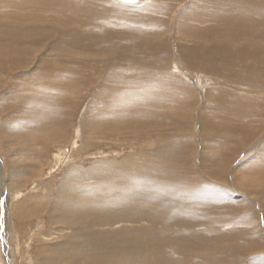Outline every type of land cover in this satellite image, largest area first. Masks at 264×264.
I'll list each match as a JSON object with an SVG mask.
<instances>
[{"label":"bare ground","instance_id":"obj_1","mask_svg":"<svg viewBox=\"0 0 264 264\" xmlns=\"http://www.w3.org/2000/svg\"><path fill=\"white\" fill-rule=\"evenodd\" d=\"M114 1L130 7L146 1L143 7H137L140 9L139 11H143L144 7L150 8L156 6L157 3V7H160L163 0H135L136 2L133 3ZM211 1L215 2L217 6L214 7L215 5L212 4L213 8L207 9L208 11L204 9L205 15L204 12H192L189 18V20L196 22L218 18L222 21V23L216 24L219 26L218 29L210 27L204 33L202 32L206 36L202 44L190 45L181 52H177L174 41L171 39L151 42L155 48L167 49L168 51L162 56V53L150 47H148L150 52L137 50V56H132L134 61L120 57L122 67L121 64H117V66L109 61L110 58H113L109 55L113 50L112 48L120 47L115 44L112 47L109 46L108 40L112 37L108 26L112 20L107 21L105 19L117 18L114 12L117 7L130 11H134L132 10L134 8L122 7L111 0H105L104 7H95L86 3L80 13L75 15L69 6H60L58 0H0V6H3L0 10L2 14L0 16V31L3 32V40L0 41V64L12 71L19 70V73L27 75V78H32V76L41 78L43 75L48 81L45 83L43 80L41 84H45L43 88L47 90H41V87L40 90L46 92L50 97L54 91L58 92L60 97L63 96L60 101L58 98L59 104L55 107V114L58 117L56 122L58 125L63 122L62 125H66L67 130L72 129L73 137L71 138L73 140L68 139L69 136H67L65 142L75 145L81 131L83 133L81 138L88 145H92L93 142H104V144L109 142L130 147L143 145L139 152L141 156L146 158L145 163L138 162L137 159H140V155L134 153L135 155H127L122 161L117 158L112 160L104 157L100 162H96L88 168L84 167L83 164L80 165V163H71L67 166L64 174L69 191L64 192L65 195L63 193L58 204L56 203L57 209L53 217L50 214L51 220L53 218L55 223H68L67 230L69 231L67 232L69 234L66 238L64 237L65 242L59 243L55 250L61 251L64 244L68 249L63 252L64 254L61 252L65 248L60 254H57V262L60 261L62 264H245L248 261L246 264H264V222H256L255 224L253 222L259 213L255 209L256 202L261 208L264 219V163L257 165L256 163L259 161L255 160L256 163L251 170L246 171V167L243 170H237L236 175L233 174L235 175V184L240 188L238 189L244 191L249 198L254 197L258 200L253 201V208L247 201L239 203V200L235 199L234 195L229 193L224 185L226 182L229 184L228 180L230 179L226 176L228 172L225 174L226 169H224V164L227 165V163L222 162L220 164V162L216 163L215 160L214 162L210 161L211 165H207V160L210 158L203 159L201 166H199L202 171L205 169V174L208 177H215L222 183V185L220 183L207 184L205 178L199 175L201 170L198 169V173L195 171L196 161L193 157L195 154L193 147L188 152H183L180 148L176 152H172V156H170V149L160 146L171 140L169 137L172 132L186 133V124L181 122L179 117L181 113L179 114L178 110L171 111V107L170 110H166L164 115H159L155 111V107L152 106L155 103H158L157 107L160 106V103L171 106L175 101L172 102L169 94L179 96L185 90L190 91V93L189 99L184 103L190 102L192 104V99L189 97L192 91L182 83L181 76L196 75V86H198L200 82H203L202 79L209 75L215 76L227 72V74L229 73L228 78L238 76V80L246 84L250 80L251 84L248 85L251 92L258 93L264 99V47L260 48V45L246 42L236 53L232 51L230 44L231 41L238 40L239 26H244L245 23L247 25L245 26L251 31H240L239 33L251 32V36L254 37L253 40L258 38L254 31L259 29L258 26H264V16H249L247 7L242 6V1ZM205 3L208 5L207 2ZM194 4H197V0L194 1ZM29 7L33 10H29ZM194 9L196 10V8ZM46 10H54L53 14L59 21L42 24L40 22L41 17H38V13L34 12ZM197 10L200 11L201 9ZM235 14H239L240 18H236ZM42 25H46V27H42ZM91 38L93 39L89 41ZM101 40H107V43L101 44ZM249 44L253 45V49L250 48ZM121 50L126 54L128 52L125 47ZM259 52L261 54L257 56L256 54ZM175 54L177 55L175 56ZM261 55H263V59L260 58ZM236 56L240 63H245L251 59L248 57L254 58L251 63L244 64L245 76L248 74L249 78L246 82L245 76H241L234 67V62L237 61L235 60ZM258 64L261 65V68ZM133 68L134 71H132ZM5 71L7 72V70ZM155 73L168 74L173 82L172 91H168L166 87L157 89L158 86H165L169 83L166 81L159 84V82L151 81ZM28 74L30 75L28 76ZM135 74H142V78H135L137 82L134 83L131 80ZM259 76L261 77L260 81H262L261 86L257 84L258 82L253 83ZM112 78L115 79L114 82L109 83ZM96 80L99 83L98 88L93 92V103L95 104L75 116L79 107L78 103L81 102L77 96L90 92L89 89L94 87V84L97 83ZM203 83L204 85L208 84L207 82ZM125 85L132 86L128 91L129 93L121 88L122 86L125 89ZM209 87L212 86L209 85ZM33 88L39 90L37 87L30 89ZM206 90L207 88L203 94L206 93ZM159 92L163 93L165 97L153 96ZM73 94H75L74 98ZM53 96L56 98L57 93ZM235 96L229 101L227 99L229 96L224 94L218 101L223 110H228L225 106H229L233 110L232 115L225 116L223 121H231L227 123L229 124V131L233 130L234 133L238 132L240 135L246 133V139H251L259 129L257 127L248 128L243 121L248 120L247 117H250L248 114L253 112L250 110L238 111L244 102L242 97L237 98ZM99 99L104 102L97 103ZM143 102L148 105L143 104ZM65 103H70L69 106L71 107L69 120L66 117V119L60 117V115L67 116L69 114L68 109L63 108ZM161 108L164 109L165 107ZM258 110L260 115L258 119L262 120L261 118H264V102ZM89 114H91L90 117H88ZM214 118L204 117L206 129L216 125L217 122ZM147 121H157V123L149 124ZM218 127L213 130H217ZM3 130L6 131L4 128ZM67 133H70L69 130L63 135H67ZM85 134L90 135L85 136ZM7 137L9 138V136ZM11 142L13 141L11 140ZM59 143L62 146V138ZM240 144H242V140H240ZM82 148L84 147L77 148V151H81ZM261 154L262 151H257L255 156ZM156 156L167 158L164 160L163 158H156ZM132 167L134 168L133 171ZM155 173H159L161 176L183 177L185 179L183 180L184 185L185 181L194 184L185 186V191L188 194L186 197H178L176 194L183 190V183L172 185L169 180L166 181L167 177H164L166 180L159 179ZM78 183H82V185H76ZM152 191H158L160 194L159 199L163 203L160 210L155 209L157 208L156 199L146 198V195ZM172 193L175 195L168 198L170 201L167 204L164 199ZM143 195L145 197L142 199ZM238 196L242 197L241 195ZM69 198L72 200H65ZM215 200L223 205L217 206ZM176 206L180 210L174 214L171 212V207L175 208ZM245 211L246 213H244ZM189 217L201 222L207 218L209 225L207 223L206 225L209 227L206 226V230H202L204 228L197 230L195 228L197 224L192 225ZM117 223L123 225L118 228H115L118 225L112 227ZM129 223H135V225ZM160 223L165 226L160 227ZM236 224L248 225L244 228H231L229 230L219 228V233H221L215 235L218 232V227L224 228L227 225ZM108 226L112 229L107 228ZM147 241L150 244L149 250L146 252L145 249L143 250V243ZM53 245H55L54 242L50 245L51 250L55 248ZM47 247L39 246L38 252H43ZM47 251L50 252L48 249ZM46 257L45 259L48 260L49 258Z\"/></svg>","mask_w":264,"mask_h":264},{"label":"rangeland","instance_id":"obj_2","mask_svg":"<svg viewBox=\"0 0 264 264\" xmlns=\"http://www.w3.org/2000/svg\"><path fill=\"white\" fill-rule=\"evenodd\" d=\"M58 1L60 3V6L62 5L69 6L72 13L75 15L80 13V11L83 9L86 3L95 7L96 6L104 7L106 4L105 0H58ZM98 1H100V3H98ZM111 1L115 4L120 5L114 0ZM194 1L195 0H163L162 3L160 4V7H157L158 5L157 3L156 6L150 8L148 6L144 7L145 9L143 11H139L140 9L137 7L140 8L143 7L146 1H143L141 4L134 7L121 4L120 6L122 7L126 6V8H134L132 9L134 11L117 7L116 9H114V12L116 14L115 17H117L118 19L114 17L105 19L107 21L112 20L109 24L110 26H108L109 30H111V37H112L108 40L109 46L112 47L115 44V45H119L117 47H120V48L113 47L112 48L113 50L111 49L112 51L110 52L109 55L110 57L113 58H110L109 61L114 63L115 65L121 64L120 61L122 60L120 57H123V59L129 58L134 61L132 56H137V50L150 52L151 50L148 49V47L156 50L159 53H162L161 55L164 56L165 55L164 53L168 50L157 49L151 43L160 40L171 39L172 41H174L175 50H177V52H181L184 48L190 45L202 44L205 41V37H206L205 35H203V33L210 27L212 28L219 27L216 24L222 23V21L220 20V18L215 20L204 19L203 21H198V22L189 20L192 12L195 13L204 12V9H206L205 11H208L207 9L213 8L212 4L215 5L214 7L217 6V4L215 2H212L211 0L208 1L202 0V2L201 0L199 1L197 0V4H194ZM233 1L234 2L242 1L243 5L242 4L241 5L247 7V13L249 16H253V17L264 16V0H233ZM205 2H207L208 5H206ZM200 4L202 6L204 4L203 8ZM1 7L3 6H0V10H2ZM194 8H196V10L197 9L199 10L201 9V10L196 11ZM29 10L32 11L33 8L29 7ZM53 12L54 10H46L44 12L37 11L34 13H38V17H41L40 22L42 24L44 23L49 24L55 21H59L57 17H55V15L53 14ZM0 16H2L1 13ZM235 16L236 18H240L239 14H235ZM245 25L246 23L244 24V26ZM244 26H239L240 30L238 31V40L230 42L231 48L233 49L232 51L237 53L238 52L237 50L240 49L241 46L243 47L246 44V42H252V44L255 43L256 45H260V48H263L264 38H262V36H264L263 33L264 31H262V29L264 28V26L261 27L258 26L259 29L257 28L256 29L257 31L256 30L254 31V33L258 36V38H255L254 40H253L254 37L251 36V32L239 33L240 31H251L246 27L247 25L245 27ZM42 27H46V25H42ZM170 32H172V34H170ZM92 39L93 38H91L89 41H91ZM1 40H3L2 31H0V41ZM103 43H107V40H101V44ZM252 44L249 45L251 46L250 48L253 49ZM143 45H145V47H143ZM101 47L104 48L103 46ZM121 47L122 48L125 47L127 49L128 51L127 54L126 52L125 53L122 52L123 50H121L122 49ZM259 54H261V52H259L256 55L259 56ZM176 55L177 54H175V56ZM262 56L263 55H261L260 57L261 59H263ZM236 57L235 60L237 61L234 62V67L239 71V74L241 76H245L244 64H247L249 62L251 63L252 61H254L253 60L254 58L248 57L251 59H248L247 61L245 60L246 61L245 63L243 62L240 63L238 57L237 58ZM258 65L260 66L259 68H261V65L260 64ZM120 66H122V64ZM128 67L129 68L131 67L129 62H128ZM134 68L132 69V71L135 70ZM5 70H7V72ZM19 72H20L19 70L16 71L9 70L7 67H5V65L2 66L0 64V83H1L0 84V147L2 145V148H0L2 149L0 150V209H2V211H0V226H2V230H0V264H46V263L62 264V262L60 261L57 262L56 256H58L57 254H60V252L64 250V248L65 250L62 251L61 253L65 252L68 248L67 246L65 247L64 244V246L61 247L63 248L61 249V251H59V249L56 251L55 249L59 243L65 242L64 240L66 236L69 234V232H67L69 231L67 230L68 223L65 222L63 223L64 225L57 224L55 223L53 218L51 220L50 214H52L53 217V215L56 213V209H57L56 205L58 204L60 197L63 195L64 192L69 191V189L67 188L68 184L65 182L66 178L64 174L66 169L68 168L67 166L71 163L73 164L80 163V165L83 164V166L85 165L84 167L88 168L93 166L94 163L100 162L101 159H103L104 157H108L112 160H114V158H117L119 161H122L127 155L130 154L140 155L139 156L140 159H137V161L139 160L138 162L145 163L146 158L144 156H141V153L139 152L143 148V145L130 147L128 145L122 146V145L112 144L109 142H107L106 144H104V142H93L94 144L92 143V145H88V143L82 140L81 136L83 133L81 131H80V137H78L77 139V143H76L77 145L76 144L73 145L72 143L69 144L65 142L67 136H69L68 139H72L71 138L73 137L71 131L72 129L69 128L68 130L70 133H67V135H63L65 132L68 131L67 127L66 125L65 126L62 125L63 122L59 124L60 126L56 123L58 117L55 114V107L57 104H59L58 98L60 101L62 100L61 98H63V96L60 97V94L58 95V92L54 91L53 95L57 93L56 96L57 99H56L54 98L53 95L52 97H50L46 92L41 91L43 89L47 90L43 88V85L45 84H41L43 80H45V83L48 81L43 75L41 76V78L33 77V76L32 78L31 77L27 78V75L20 74ZM29 75L30 74H28V76ZM133 76L134 77L131 80V82L134 83L137 82V79L135 78L137 77L140 79L142 78V74H135ZM186 76L185 77L181 76V81L182 83H184V85H186L188 89H191L192 91V93L189 96L192 99V104H190V102L184 103L187 99H189L188 95L190 91L187 90L182 92L179 96H175L170 93L169 95L172 102L175 101L174 103L171 104V106L160 103L159 104L160 106L158 105L159 107H157L158 103H155L156 106L152 104V106L155 107V111L159 115H164L167 112L166 110H170L171 107H172L171 111L178 110L179 114L181 113L179 115L181 122L182 123L184 122L186 124L185 127L186 133L172 132V135L169 137V139L171 140L166 141L164 144H161L160 146L167 149L169 148L170 156H172L171 155L172 152H176L180 148H182L183 152H188V150H192L191 148L193 147V149L195 150V154H193V157H195V161H196V166L194 165V168L195 167L197 168V169L195 168V171L198 173V169L201 170V174L199 173V175L205 178L206 181L205 183L207 184L215 185L220 183L222 185V183L219 182L220 180L216 179L215 177L214 178L208 177L205 174L206 170L204 169V171H202V169L199 167L201 166L203 159H205L206 157L210 158V160H207L208 161L207 165L210 164V161L214 162L215 160L217 161L216 163L219 162L220 164H222V162L227 163V165L224 164L225 166L224 169H226L225 174H227L228 172L226 176L228 177V179L229 178L230 179L228 180L229 184L226 182V184L224 185L227 187L229 193H232L235 199L239 200L238 201L239 203H245L247 201L254 208L253 201H258V200L254 197L249 198L248 195L244 193V191L239 190L240 188L235 184L236 183L235 175L237 173V170L239 171V169L243 170L247 167L245 169L246 171L251 170L254 163H256L254 162L255 160L259 161L258 163H256L257 165H261L264 163V150H263L264 121H262L264 120V118L262 117L261 118L262 120L258 119L260 118L258 108L263 106L264 99L258 93L254 94L251 92V89L248 85L251 84L250 80H248L249 79L248 74L245 76V82L247 80L249 81V83L247 84L239 81L238 76L229 77L230 80H228L229 73L227 74V72H223L221 75H215V76L209 75L207 76V78L202 79L203 82L208 83L206 84L207 86L204 85L203 82H200L199 85L201 87L199 85H198L199 87L196 86L197 83L196 75L194 76L186 75ZM1 77L3 78V80ZM260 78H261L260 76L257 77L255 79V82L253 83L258 82L257 84L261 86L262 81H260ZM48 79L51 78L48 77ZM114 80L115 79L112 78V81L109 83H113ZM96 81L97 83L93 81V84L94 83L95 84L94 87L89 89L90 92L88 91L87 93H82L81 95L77 96V99H80L81 102L78 103L79 107L75 116H78L82 110L87 109L89 106L92 107L95 104L93 103L94 102L93 92L96 88H98L97 85L99 83L98 80ZM151 81L159 82V84L168 81L170 85L166 84L165 86H158L157 89H160L161 87H166L168 91H172L173 89V82L171 81V78L168 76V74L155 73ZM209 85L212 87H209ZM8 86L10 87L9 89ZM31 87H37L39 88V90L36 88L30 89ZM124 87L125 89L121 86L123 91H127V92L129 91L130 88H132V86L129 85H125ZM206 88H207L206 93L203 94ZM224 94H227L229 96L227 97L229 101H231L233 96L235 95H236L235 97L237 98L242 97L243 100L242 99L241 100L244 102V105L241 108H239L238 111L250 110L253 112L252 114H248V116L250 117H247V119L248 118L249 119L243 121V123H246L248 128L257 127L259 129V131L257 132L258 134L256 133L255 136L253 135L251 139H246L247 137L246 133L240 135L238 132L234 133L233 130L229 131L230 130L228 127L229 124L227 123L231 121L228 120L223 121V120L225 116L226 117L231 116L232 115L231 112H233V110L229 106H225L226 108H228V110H223L222 108H220V105L218 104L221 95ZM74 95L75 94H73V98L75 97ZM153 96L165 97L164 94L161 92ZM174 97L176 100L174 99ZM177 97L182 102H180ZM101 102L104 101L100 99L97 101V103H101ZM143 104H147V103L143 102ZM69 105L70 103H65L63 105L64 109L66 108L68 109L69 114L67 116L60 115L62 119L66 117L67 120H69L70 108H71ZM84 106L86 107L84 108ZM161 107L163 108L165 107V108L162 109ZM90 116L91 114L88 115V117ZM206 116L210 118L215 117L214 119L217 122L215 123L216 125L209 126V128L206 129L203 121L204 117ZM252 117L253 119H251ZM147 123L149 124L157 123V121L154 122L147 121ZM225 126H227V128H225ZM216 127H218L217 130L216 129H215L216 131L213 130ZM3 128L6 129V131L5 130L2 131ZM242 128L244 129V127ZM189 131L192 132L190 133ZM87 135L90 134H85V136ZM7 136H9V138ZM61 138H62V143H61L62 146L59 143V141H61ZM100 139L103 140L102 138ZM4 140H9V141H4ZM11 140L13 142H11ZM240 140H242V144H240ZM229 144L231 147L228 146ZM79 147H84V148H82L81 151H77V148ZM183 149H185L186 151H184ZM209 149L212 151H210ZM257 151H262V154L259 156H255V153ZM151 152L153 153V151ZM158 157L163 158L164 160L167 158L165 156L164 157L156 156V158ZM223 157H225V159H223ZM131 169L133 171L134 168L132 167ZM155 175L159 177V179H164V180H166V178L164 177H167L166 181L169 180L170 184L172 183V185L183 183L182 184L183 190L180 193L176 194L178 195V197L179 196L186 197L188 194L185 191V186L193 183V182L188 183L187 181H185V185H184L183 180L185 179L183 177L182 178L178 176L175 177L174 175H171L172 177L164 176V175L161 176L159 173H155ZM80 184L82 185V183H78L76 185H80ZM205 186L208 185L205 184ZM174 195L175 194L172 193L169 194L168 197H166L165 199L163 198L164 202H167V204H169L168 202L170 200L168 201V198ZM238 195L244 197L242 198L239 197ZM76 196H69V197H76ZM159 196L160 194L158 191H152L150 194L146 195L147 199L157 200L156 201L157 208L155 209L158 210H160V206L163 204L162 202H160ZM144 197L145 195H143L142 199ZM65 200L70 201L72 199L69 198ZM36 202L39 204H37ZM215 204L217 206L223 205L221 202H216V200H215ZM256 205L257 206H255V209L258 210L259 213L257 214L258 217L256 218V220L253 221L254 224L256 222L257 223L264 222L261 208L257 202ZM179 210L180 208L178 206H176L175 208L171 207V212L174 214L176 211ZM246 211L244 213H246ZM224 212L227 213L225 210ZM205 220L207 221V218L202 220V222L190 218V221H192L191 223H193L192 225L195 224L198 225V226L195 225V228L197 230L201 228H204L202 230H206V226L209 227L208 226L209 221L206 222ZM206 223L208 225H206ZM120 224L121 223H117L112 227L118 225L115 227L118 228L123 225ZM129 224L135 225V223H129ZM159 225L160 227L165 226L163 223H160ZM245 226H242L241 224L240 225L236 224L233 226L227 225L224 228L218 227V232L215 233V235L221 233V232L219 233L220 229L229 230L231 228H244ZM107 228L112 229L110 228V226H108ZM64 231H66L64 233L65 235L63 234ZM53 242L55 244L53 245V247L55 248L54 250L53 249L51 250L50 245L53 244ZM149 244H150L149 241L143 243V250L145 249L146 252L147 250H149ZM39 246H44V248L48 246L47 249L50 250V252L47 251V249H44L43 252L39 253L38 252ZM44 253L46 255L50 254L49 257L48 256L46 257ZM45 257L49 259L47 260L45 259Z\"/></svg>","mask_w":264,"mask_h":264},{"label":"water","instance_id":"obj_3","mask_svg":"<svg viewBox=\"0 0 264 264\" xmlns=\"http://www.w3.org/2000/svg\"><path fill=\"white\" fill-rule=\"evenodd\" d=\"M119 1H122V2H128V3H133V2H136L135 0H119Z\"/></svg>","mask_w":264,"mask_h":264},{"label":"snow or ice","instance_id":"obj_4","mask_svg":"<svg viewBox=\"0 0 264 264\" xmlns=\"http://www.w3.org/2000/svg\"><path fill=\"white\" fill-rule=\"evenodd\" d=\"M0 211H2V209H0ZM0 230H2V226H0Z\"/></svg>","mask_w":264,"mask_h":264}]
</instances>
